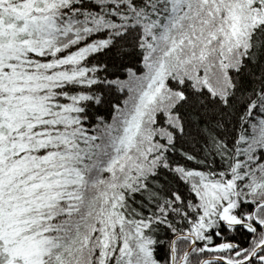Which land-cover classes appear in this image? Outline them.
I'll list each match as a JSON object with an SVG mask.
<instances>
[{"label":"snow or ice","instance_id":"6c2138e0","mask_svg":"<svg viewBox=\"0 0 264 264\" xmlns=\"http://www.w3.org/2000/svg\"><path fill=\"white\" fill-rule=\"evenodd\" d=\"M0 264H264V0H0Z\"/></svg>","mask_w":264,"mask_h":264}]
</instances>
